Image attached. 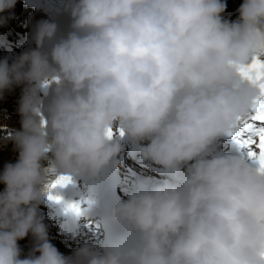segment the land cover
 Listing matches in <instances>:
<instances>
[{
	"label": "clouds",
	"instance_id": "1",
	"mask_svg": "<svg viewBox=\"0 0 264 264\" xmlns=\"http://www.w3.org/2000/svg\"><path fill=\"white\" fill-rule=\"evenodd\" d=\"M17 0H0V26ZM225 0H67L70 24L41 20L36 47L0 60V98L24 85L16 162L0 171V264H264V172L245 157L211 158L208 145L239 132L258 88L239 67L264 52V0H244L240 19ZM56 82L41 99L36 87ZM118 128L142 157L179 173L118 198L107 219L123 225L103 252L51 243L39 205L59 176L118 167ZM148 141L147 143H143ZM53 166L45 168L49 151ZM35 245L21 258L18 241ZM39 255H36V253Z\"/></svg>",
	"mask_w": 264,
	"mask_h": 264
},
{
	"label": "rangeland",
	"instance_id": "2",
	"mask_svg": "<svg viewBox=\"0 0 264 264\" xmlns=\"http://www.w3.org/2000/svg\"><path fill=\"white\" fill-rule=\"evenodd\" d=\"M22 10V0H17L15 8L12 9L15 13V18L11 19L6 25L0 26V60L7 58L10 64L18 55L27 51L22 47L11 46L9 51L3 52L2 48L6 42L17 43L19 39H22L21 34H19V28L31 24L30 15L24 14ZM0 15H7V13H0ZM15 38L17 40H14ZM20 43L21 41H19V44ZM46 85H49V81H46ZM36 87L38 90L41 88V86H37V84ZM23 89L24 85L13 86L11 90L6 91L3 97L0 98V125L5 127V129L0 132V171L3 170L6 163H14L18 159V151L15 149L10 134L21 127V115L18 111L21 100H19L18 97H22ZM48 156L49 158L53 157L51 150ZM2 187H4V184L0 183V188ZM18 244L22 250V258H25L34 248L35 239L30 232L28 236L19 240ZM37 254L39 255L38 252L36 255Z\"/></svg>",
	"mask_w": 264,
	"mask_h": 264
},
{
	"label": "snow or ice",
	"instance_id": "3",
	"mask_svg": "<svg viewBox=\"0 0 264 264\" xmlns=\"http://www.w3.org/2000/svg\"><path fill=\"white\" fill-rule=\"evenodd\" d=\"M239 73L258 88V95L248 115L237 118L239 132L228 134L235 136L236 143L242 149H248V156L257 163L258 170L264 172V52L253 56L247 64L240 66ZM107 134L109 137L113 136V130L109 129ZM70 182V176H59L48 187L51 189Z\"/></svg>",
	"mask_w": 264,
	"mask_h": 264
},
{
	"label": "bare ground",
	"instance_id": "4",
	"mask_svg": "<svg viewBox=\"0 0 264 264\" xmlns=\"http://www.w3.org/2000/svg\"><path fill=\"white\" fill-rule=\"evenodd\" d=\"M26 20V19H25ZM11 24H13V23H11ZM15 27V26H14ZM23 86V85H22ZM139 146V145H138ZM140 147V146H139ZM79 176H72L71 177V182L70 183H68L67 185H64V189H62V191L64 192L66 189H70L72 186H73V184L75 183V181L77 180V178H78ZM128 185H135V181L134 180H132V181H129V183H128ZM67 196V195H66ZM64 199H66V197H64ZM62 203L63 202H60V205H62ZM56 247H57V249H58V245H55ZM38 255V254H37Z\"/></svg>",
	"mask_w": 264,
	"mask_h": 264
},
{
	"label": "trees",
	"instance_id": "5",
	"mask_svg": "<svg viewBox=\"0 0 264 264\" xmlns=\"http://www.w3.org/2000/svg\"><path fill=\"white\" fill-rule=\"evenodd\" d=\"M234 1V0H233ZM2 171V170H1Z\"/></svg>",
	"mask_w": 264,
	"mask_h": 264
}]
</instances>
